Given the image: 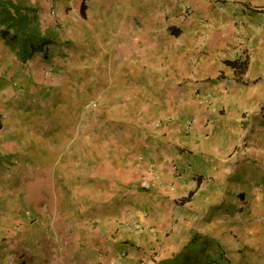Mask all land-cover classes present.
Returning a JSON list of instances; mask_svg holds the SVG:
<instances>
[{
  "label": "crops",
  "instance_id": "crops-1",
  "mask_svg": "<svg viewBox=\"0 0 264 264\" xmlns=\"http://www.w3.org/2000/svg\"><path fill=\"white\" fill-rule=\"evenodd\" d=\"M12 1L56 45L21 60L0 38V264L8 252L45 258L34 242L50 237L47 212L61 194L91 196L99 183L107 197L110 149L121 165L125 147L102 105L109 66L98 71L86 52L132 53L145 42L152 76L180 84L178 102L131 136L127 182L115 167L118 229L101 263L264 264V0H133L131 9L119 0L115 12L107 1L55 0L56 16L48 0ZM156 176L154 188L140 187Z\"/></svg>",
  "mask_w": 264,
  "mask_h": 264
},
{
  "label": "rangeland",
  "instance_id": "rangeland-1",
  "mask_svg": "<svg viewBox=\"0 0 264 264\" xmlns=\"http://www.w3.org/2000/svg\"><path fill=\"white\" fill-rule=\"evenodd\" d=\"M96 1L97 8L100 7L101 1H107L110 12H115L116 3H119V0ZM54 2L55 0L47 2L50 15H52V10L56 13ZM127 2L131 9L134 6L133 0H127ZM140 9L142 10V5ZM95 10L98 9L95 8ZM142 17L137 19L140 33L144 31L145 21ZM52 46H49L47 50ZM147 47L145 42L144 45L140 43V49L137 52H124L123 54L108 52L110 55H119L118 58L110 60V63L106 61V56L109 54L104 51L98 49L86 52L88 60L97 61L98 71L102 70L106 63L109 66L108 78L112 80L106 84L108 93L102 105L108 113L109 135L111 134L113 139L115 127L123 135V147H125L123 163L115 164L114 150L110 149L112 155H109L108 163L107 197L104 196L103 188L99 189V183H97L96 192L91 196L79 192V188L76 189V196H71L70 193L68 196L63 194L58 196L60 201L55 205V209L47 212L48 226L46 229L50 237L34 242L33 249L45 253V258L37 257L41 260H27L22 258L24 254L17 255L8 252L5 255L7 264H103L101 262L107 260L108 247L111 246V239L118 229V218H116L118 209H115L113 204L117 198L115 177L119 170L115 167L124 168L123 177L127 182L129 173L126 170H129V166H133L131 163L133 149L127 147L132 142L131 136H138V130L142 125H160L162 119L167 118L170 112L174 111L178 102L177 88L180 84L159 73L152 76ZM117 71L118 73L121 71L122 75L118 76ZM151 80L156 81L151 83ZM90 101L92 108L100 102L97 97H92ZM116 153L120 155L119 150ZM106 201L107 205H105ZM100 203L102 207L99 206ZM92 211L95 212L94 217H92ZM98 212L102 214L100 218L99 214H96ZM50 225L53 227L51 228ZM202 249L205 250V248ZM122 253L124 256L127 254ZM196 256H193V259Z\"/></svg>",
  "mask_w": 264,
  "mask_h": 264
},
{
  "label": "trees",
  "instance_id": "trees-1",
  "mask_svg": "<svg viewBox=\"0 0 264 264\" xmlns=\"http://www.w3.org/2000/svg\"><path fill=\"white\" fill-rule=\"evenodd\" d=\"M84 3L81 4V10ZM30 8H23L12 0H0V38L9 46L17 58L25 60L37 53L46 56L47 48L56 40L42 33L36 16ZM224 63L241 73L245 61L225 60Z\"/></svg>",
  "mask_w": 264,
  "mask_h": 264
},
{
  "label": "built area",
  "instance_id": "built-area-1",
  "mask_svg": "<svg viewBox=\"0 0 264 264\" xmlns=\"http://www.w3.org/2000/svg\"><path fill=\"white\" fill-rule=\"evenodd\" d=\"M51 14L54 15L55 14V11L52 10L51 11ZM51 74H52L51 68L45 70V72H44V76L45 77H49ZM197 95H198V102L200 104H203V105H210L211 104V96H210V94H207V93L206 94H200L198 92ZM182 126H183V130L190 131L191 128H192V121L191 120L190 121H187ZM157 183H158L157 176L154 177V179H151L150 181H147L146 179H142L140 181V187L145 188V189L154 188L157 185ZM118 256H120V257L121 256H124V253H120V255H118ZM117 257H113L111 259V261L113 262L115 260V258H117Z\"/></svg>",
  "mask_w": 264,
  "mask_h": 264
}]
</instances>
